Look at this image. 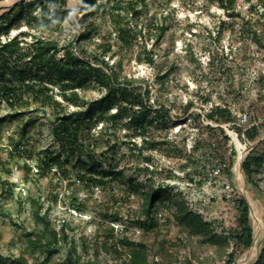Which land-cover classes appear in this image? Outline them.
Listing matches in <instances>:
<instances>
[{"label": "rangeland", "instance_id": "1", "mask_svg": "<svg viewBox=\"0 0 264 264\" xmlns=\"http://www.w3.org/2000/svg\"><path fill=\"white\" fill-rule=\"evenodd\" d=\"M20 1L0 0V15ZM83 1L64 0L65 16L60 27L40 33L58 42L57 57L62 56L64 46L70 42L75 54H80L81 49L98 54L109 47L105 61L116 66L121 76L144 86V80L147 81L153 108L164 103L170 108L171 120L180 124L152 122L146 137L160 142L154 149L138 150L132 149L129 142L132 140L122 125L127 121L125 114L113 121L114 126L108 124L109 128L108 120H101L89 131L83 129L93 161L85 157L79 160L76 154L62 152L61 168L54 167L41 176L38 154L46 148L61 151L51 134L53 108L43 106L42 100L30 93H24L14 107L3 101L0 106V264H20L16 258L21 253L27 263L32 261L24 247L27 234L35 227L31 199L40 204L41 213H48L55 228L63 222L71 227L67 229L66 242H59L44 264H68L65 255L71 240L77 245L78 264H120L122 255L107 249L115 244L120 249L119 239L124 235L147 244L152 264H223L233 243H206L190 227L176 223L172 216L175 202L184 201L220 234L236 227L239 212L233 199L239 196L249 203L253 242L247 249H236L233 264H264V132L248 142L238 137L229 125L221 124L229 137L224 141L218 124L203 117L212 104L219 103L229 105L242 125L264 117V0L231 3L224 0L225 7L217 0H146L139 5L143 11L139 17H127L120 11L121 23L137 26L138 32L147 20L144 13H154L157 23L162 22L168 30L155 42V30L147 32L145 28L128 43L118 38V25L109 9L114 0H96V5L105 6L102 12L94 5L84 7ZM39 11L40 2L36 1L33 14L38 16ZM248 19L250 23H245ZM21 29L27 28L22 24ZM17 31L11 30L0 38L8 40ZM253 31L259 37L258 44L253 40ZM82 34L87 37L81 39ZM25 39L30 41L31 36ZM146 55L152 56V63L145 60ZM6 78L23 90L17 79ZM79 92L85 101L98 99L104 93L91 85ZM53 95L61 101L56 87ZM190 100L192 108L182 112ZM63 104L65 113L83 108L80 102ZM14 109L22 114L12 115ZM192 111L201 117L189 119ZM101 112L96 110V116ZM114 112L113 107L104 114L105 119ZM31 118L34 120L26 125L22 137V128ZM18 140L24 151L14 152L13 145ZM134 141L139 147L140 137H134ZM112 145L116 146L111 149ZM254 147L263 157L256 175L261 191L246 181L237 161L240 152L245 159ZM230 158V173L227 175L221 169L215 175V169L220 167L218 163L227 165ZM23 165H27L28 171ZM110 168L120 170L122 180L108 176L102 185L92 180ZM137 183L141 186L135 189ZM149 183L164 184L168 198L157 204L154 213L157 223L147 230L135 221L140 217L139 192ZM10 185L9 196L6 190ZM73 205L81 206L82 210ZM43 258L40 256L39 261Z\"/></svg>", "mask_w": 264, "mask_h": 264}, {"label": "trees", "instance_id": "2", "mask_svg": "<svg viewBox=\"0 0 264 264\" xmlns=\"http://www.w3.org/2000/svg\"><path fill=\"white\" fill-rule=\"evenodd\" d=\"M36 1L40 2L38 16L33 14ZM223 1L217 0L216 2L220 6L225 7ZM95 2L96 0H84L83 6L88 8L94 5L96 10L102 12L105 6L103 4L96 5ZM114 2L109 5V9L112 19L118 25V38L121 42L128 43L130 38L141 35L142 29L145 28L147 32L155 30L154 38L155 42H157L168 30V27L162 22L160 24L157 23V17L154 13L149 15L144 13L147 16V20L145 26L143 28L140 27L138 32L135 29L137 26L133 28L128 23H121L123 16L119 13L120 11L125 12L127 17L128 15L133 18L139 17L143 14L142 7L139 8V5L145 4L146 0H114ZM227 2L231 3L233 0H226ZM63 5L64 0H21L0 15V37L8 35L11 30H18L8 40L2 41L0 38V106L5 101L9 106L14 107L18 101L22 100L24 93H30L33 98L42 100L43 106H51L54 111L51 134L53 141L61 146V151L55 152L46 148L38 154L37 166L41 176L46 175L54 167L61 168L60 156L62 152L76 154L79 160L85 157V159L93 161L91 151L86 145L83 129L85 128L89 131L92 125H96L101 120H108L106 126L109 128L110 125H115L113 123L115 119L125 114L127 121L122 123V125L128 131V136L132 140L129 141L132 149L137 148L138 150L143 149V147L154 149L160 142L146 137V130L152 122L162 124L177 122L171 120L170 108H167L164 103H161L159 108H153L154 103H150L151 89L147 81L144 80V86L135 79L121 76L116 70V66L109 65L105 61V55L110 50L109 47L107 49L104 48L98 54H91L83 49L80 50V54H75L71 51L73 46L70 42L64 46L62 56L57 57L58 42L42 37L40 33L41 31L55 30L60 27L65 16ZM245 23H250V20L248 19ZM22 24L26 26V30L21 29ZM252 34L254 42L258 44L260 41L258 35L255 31ZM27 35L31 36L30 41H26ZM80 36L81 39L87 37L85 34ZM22 43H25V45H22ZM145 60L148 63L153 62L151 55L150 57L146 55ZM34 72L35 75H33ZM44 74H48V78ZM7 76L17 79L23 90L18 89L19 86L13 83L12 79L6 78ZM89 85L98 90H103L104 93L98 99L85 101L79 91L88 88ZM54 87L57 88L61 101L53 95ZM65 101L74 104L80 102L83 108L80 107L75 111L65 113L63 104ZM192 106L193 102L191 100L187 101L182 108V112L187 113ZM113 107L115 112L108 115L107 119H105L104 114ZM96 110L102 111L100 115L96 116ZM20 114H22L21 110L14 109L12 111V115ZM200 117V113L195 111L188 115L189 119ZM203 117L209 122L218 124L217 128L223 134L222 138L224 141H228L229 137L220 126L221 124L229 125L238 137L248 142L255 141L264 132V117L255 123L249 120L248 123L242 125L237 121L230 106L226 104H212L205 111ZM33 120L31 118L22 128V137L26 133V125ZM207 127L210 128V125H207ZM134 137H140L141 143L139 147L136 145ZM115 146L112 145L111 149ZM21 150L24 151L21 141L14 142L13 151L20 152ZM257 151L258 148L254 147L248 153L242 163V171L246 181L261 191L262 189L256 181V175L262 165L263 157ZM231 152L234 154L233 148ZM40 154L44 155L40 156ZM218 165L220 166L218 167L219 172L222 169L228 175L232 166V159H229L227 165L222 163H218ZM23 168L27 169V171L29 169L27 165H23ZM108 176L122 180L121 171L115 168L101 172L100 177H94L92 180L96 184L102 185L105 184V177ZM78 177L84 179V176L80 174ZM128 182L132 184L134 181L128 180ZM5 183L7 184V182ZM140 186L137 183L134 188L137 189ZM11 187L12 185L6 190L9 196L12 195ZM131 192L133 194L136 193L135 190ZM139 195L141 199L140 217L135 222L149 230L154 228L157 223L154 217L157 204L163 203L168 198V194L164 184L154 185V183H149L148 186L141 189ZM31 200L35 227L27 234L24 247L31 254L32 261L27 263L24 253H21L16 258V262L20 264H44V261L52 255L58 243L66 242L67 229H71V227L63 222L58 229L55 228L50 221L48 213H41L42 207L40 204L36 200ZM233 202L239 212L236 219V227L220 234L215 232L210 221L203 219L198 212L193 211L184 201L175 202V210L172 215L176 223L190 227L193 232L201 235L202 241L206 243L213 245L222 242L224 244L232 242L234 247L227 253V258L223 264H233L236 249H247L252 242V228L248 219V203L241 196L234 198ZM73 207H76L77 210H82L81 206L73 205ZM115 219H118V215H115ZM119 243L121 244L120 249H117L118 247L115 244L113 247L110 246L107 251L122 255L120 264H152L149 259L150 250L144 241H136L124 235L119 239ZM80 245L85 251V243L82 242ZM35 252H37L36 255L34 254ZM76 252L77 245L71 240L68 243L65 255L68 264H78L77 262H79L80 258L76 255ZM75 255L76 258L74 259ZM40 256H44L42 261H39ZM189 264L193 263L190 262Z\"/></svg>", "mask_w": 264, "mask_h": 264}, {"label": "water", "instance_id": "3", "mask_svg": "<svg viewBox=\"0 0 264 264\" xmlns=\"http://www.w3.org/2000/svg\"><path fill=\"white\" fill-rule=\"evenodd\" d=\"M240 165H239V167H240V170L242 171V163H243V160H244V158H242V156L240 157ZM245 198V197H244ZM245 200H246V202H247V199L245 198ZM248 203V202H247ZM248 207H249V203H248ZM252 242H253V238H252ZM252 242H251V244H252Z\"/></svg>", "mask_w": 264, "mask_h": 264}, {"label": "bare ground", "instance_id": "4", "mask_svg": "<svg viewBox=\"0 0 264 264\" xmlns=\"http://www.w3.org/2000/svg\"><path fill=\"white\" fill-rule=\"evenodd\" d=\"M240 157H241V152L239 153L238 157H237V161L240 162ZM239 164V163H238ZM238 167V165H237ZM241 176V175H240Z\"/></svg>", "mask_w": 264, "mask_h": 264}, {"label": "built area", "instance_id": "5", "mask_svg": "<svg viewBox=\"0 0 264 264\" xmlns=\"http://www.w3.org/2000/svg\"><path fill=\"white\" fill-rule=\"evenodd\" d=\"M219 173V169H215L214 174L217 175Z\"/></svg>", "mask_w": 264, "mask_h": 264}]
</instances>
